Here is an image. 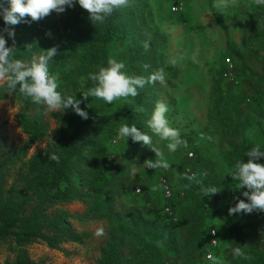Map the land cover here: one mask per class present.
Returning a JSON list of instances; mask_svg holds the SVG:
<instances>
[{
  "label": "trees",
  "instance_id": "obj_1",
  "mask_svg": "<svg viewBox=\"0 0 264 264\" xmlns=\"http://www.w3.org/2000/svg\"><path fill=\"white\" fill-rule=\"evenodd\" d=\"M171 1L153 0V7L151 0H129L127 7L116 10L105 22L96 25L78 3L62 13L53 10L39 20L28 17L16 25H6L0 16V34L8 47L15 48L16 58L28 60L34 54L56 47L57 54L49 70L58 77V91L75 96L88 113L87 119L71 107L55 113V143L26 159L30 147L49 135L50 128L44 119L47 108L18 91L8 90L6 83L0 87V100L10 92L22 104L19 124L27 136L19 150L4 154L0 148V242L9 243L10 249L17 252L13 261L3 264H40L31 261L23 247L43 242L59 248L68 241L80 242L88 234L77 232L72 221L91 219L105 220L108 227L107 245L98 264H207L206 257L213 256L212 252L215 258L222 259L221 264H264V246L253 243L249 229L250 224L264 218V211L241 212V216L227 212L237 203V198L246 199L242 195L246 189L235 188V181L227 175L232 164L239 158L246 161L248 157L243 154L252 146H264V72L241 67L234 94L230 93L222 74L213 75L208 118L211 124L223 122L221 141L227 144L223 146L226 160L213 166L222 177L223 197L232 201L223 221L216 226L217 232L203 228L197 231L195 257L188 251L190 244L185 239L186 233L195 229L188 222L195 215L203 219L214 216V211L221 207L222 195L204 197L197 183L184 179L185 160H181L183 165L178 164V178L192 195L185 199L190 198L193 204L184 207L182 216L172 182L168 181L172 190L170 199L165 198L162 184L157 187L153 183L166 170L149 169L144 163L156 158L151 147H155L158 138L147 127V120L159 102L157 81L147 83L137 96L121 98L112 104L83 95L92 86L88 74L106 66L109 59L122 61L130 75L146 79L151 73L162 74L173 69L165 63L168 37L157 27L177 13L171 10ZM2 2L7 7V0ZM222 26L227 32L226 26ZM9 29L14 31V37L8 35ZM243 57L240 55V60ZM224 66L228 68L226 62ZM173 115L171 110L169 118ZM123 124L135 125L150 135V147L134 142L131 137L127 140L120 137L118 129ZM196 140L193 149L200 157L196 175L208 185L205 154L208 142ZM52 155L58 156V161L52 160ZM261 162L264 163V158ZM17 164L19 168L12 176V167ZM134 169L140 171L133 175ZM135 181L142 187L139 192L132 185ZM225 182L236 190V195L232 196ZM167 200L178 215L177 222L161 214ZM74 201L86 205L83 215L59 207ZM234 246L242 248L243 257H232Z\"/></svg>",
  "mask_w": 264,
  "mask_h": 264
},
{
  "label": "rangeland",
  "instance_id": "obj_2",
  "mask_svg": "<svg viewBox=\"0 0 264 264\" xmlns=\"http://www.w3.org/2000/svg\"><path fill=\"white\" fill-rule=\"evenodd\" d=\"M172 2L173 0L170 8ZM151 5L154 7L153 0ZM222 24L226 26L227 32ZM157 27L168 37L165 63L173 68L162 73V80L157 81L158 99L159 102L167 105L166 117L170 126L180 132L183 143L175 152H170L166 147L169 141H163L156 136L158 139L154 148L163 153L162 155L166 154L167 157L164 159L169 166L165 168V173L163 171L164 174L160 172L158 177L154 178L153 183L158 187L162 180L172 182L174 193L178 195L179 215L182 216L184 207L192 206L193 202L190 198L185 199L192 195L178 178V164L182 162L181 160H185V164L187 163L185 174H196V162L200 158L193 149L197 143L196 138L207 139L208 142L205 154L208 158L209 181L206 184L218 186L219 195H222L221 192L224 191V185L220 181L222 177L217 174L213 164L224 163L226 160L223 146L227 144L221 141L223 137L221 130L225 128L220 124L223 123L222 121L211 124L208 118L213 75L217 74L220 77L219 74H222L224 83L231 88L230 93L234 94L236 75L241 67H248L249 71L264 72V5H258L256 0H186L185 10L172 14ZM240 55L244 56L243 60H240ZM228 57L231 58L232 69L229 65L228 68L224 66ZM226 72L229 77L224 76ZM5 83L6 81H0V87ZM21 110L22 104L10 92H7L6 97L0 100V148L4 150V154L19 150L27 140L19 124ZM171 110L174 111V115L169 118ZM59 112L45 110L44 119L50 128L49 135L30 147L26 159L55 143L53 132L57 129V119L54 114ZM183 164L184 162L181 163ZM12 168L13 176L19 164ZM140 169H134L132 174H137ZM132 185L136 192L142 188L138 181ZM225 185L227 188L230 184L225 182ZM228 189H231L232 196L236 195L233 187ZM231 201L232 199L229 200L228 197L225 199L222 195L221 207L219 212L214 211V216L203 219L202 216L198 218L195 215L188 222V226H195L194 231H188L185 235V239L190 244L188 251L194 257L197 254L195 246L199 242L197 231L203 228V230L213 229L217 232L216 226L223 221ZM59 207L77 215H83L86 211V205L81 201ZM162 212L161 214L169 216H166L169 220L178 221V215L176 216L172 207L170 212H166L165 207ZM235 214L240 215V213ZM72 223L77 232L88 234L82 241H68L61 244L59 248H51L43 242H35L23 247L22 251L31 261L40 264H98L101 251L108 240L106 221L73 220ZM249 229H251L253 243L263 247L264 218L250 224ZM100 232L102 234H98ZM16 255L17 252L10 249L9 243L0 242V264L7 260L13 261ZM212 255L215 256L213 252ZM206 259L207 264H213L208 257Z\"/></svg>",
  "mask_w": 264,
  "mask_h": 264
},
{
  "label": "clouds",
  "instance_id": "obj_3",
  "mask_svg": "<svg viewBox=\"0 0 264 264\" xmlns=\"http://www.w3.org/2000/svg\"><path fill=\"white\" fill-rule=\"evenodd\" d=\"M78 3L89 13L90 20L96 25L105 22L116 10L127 7L129 0H7V7L0 0V16L6 25H16L30 17L31 20H39L51 11L62 13L67 7ZM258 5H264V0H256ZM8 35L14 37L13 30H8ZM14 47H8L5 37L0 34V81H6L7 89L18 91L23 97L30 99L33 103L45 106L49 111H65L71 107L79 116L88 118V113L79 105L80 100L75 96L64 95L60 87L58 77L49 70L50 62L57 54L56 47L44 50L41 54H34L30 59H18L14 54ZM145 68L148 65L144 66ZM159 72L151 73L146 79L141 76L130 75L122 61L109 59L106 66H100L94 72H90L87 79L92 86L84 97L97 98L107 104H112L121 98L135 97L147 83H154L162 80ZM167 105L157 102L147 120V127L151 132L163 141H169L166 145L170 152H175L183 143L180 139V132L171 127L166 117ZM118 135L126 140L131 137L134 142H142L149 146L152 144V137L145 134L135 125L123 124L118 129ZM155 153V159L146 160L144 163L149 169L167 168L169 165L163 158L161 152L151 147ZM248 159H236L227 175L235 181L234 187L246 189L242 192L246 199L237 198V203L229 208V214L251 213L254 210L264 211V146L257 144L244 152ZM52 160L58 161V156L52 155ZM184 179L195 182L200 186L204 197H209L220 191L214 185H205L195 173L185 175ZM102 234V232L98 233ZM231 255L234 259L244 256V251L239 246L231 248ZM213 264H221L220 260L209 255Z\"/></svg>",
  "mask_w": 264,
  "mask_h": 264
},
{
  "label": "built area",
  "instance_id": "obj_4",
  "mask_svg": "<svg viewBox=\"0 0 264 264\" xmlns=\"http://www.w3.org/2000/svg\"><path fill=\"white\" fill-rule=\"evenodd\" d=\"M186 7V0H173L172 4H171V10L173 12H182L183 10H185ZM229 68H233V64H231V60L229 58L226 59ZM225 77H229L228 73L226 72L224 74ZM191 156H193V154H190ZM162 186H163V191H164V196L166 199H170L172 196V190L171 187L169 185V182H167L166 180H162L161 182ZM140 190L138 189V192ZM166 212H170L171 211V206L168 204L165 207ZM213 236H215V232L213 231ZM213 243H216V240H213Z\"/></svg>",
  "mask_w": 264,
  "mask_h": 264
}]
</instances>
